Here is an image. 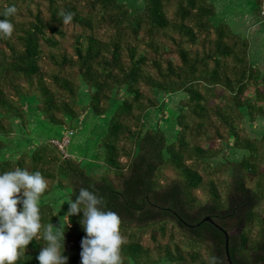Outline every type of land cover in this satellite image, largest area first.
Wrapping results in <instances>:
<instances>
[{"label": "trees", "instance_id": "trees-1", "mask_svg": "<svg viewBox=\"0 0 264 264\" xmlns=\"http://www.w3.org/2000/svg\"><path fill=\"white\" fill-rule=\"evenodd\" d=\"M132 1L136 13L126 0H0L14 24L0 36V172L43 174L45 226L68 222L55 199L102 196L121 218L122 264H229L225 234L231 264H264V138L247 130L264 117V75L249 41L216 0ZM251 2L260 19L264 0ZM87 114L106 129L76 140ZM68 134L63 151L51 143ZM82 216L65 226L67 264H81ZM42 247L17 264H39Z\"/></svg>", "mask_w": 264, "mask_h": 264}, {"label": "clouds", "instance_id": "clouds-1", "mask_svg": "<svg viewBox=\"0 0 264 264\" xmlns=\"http://www.w3.org/2000/svg\"><path fill=\"white\" fill-rule=\"evenodd\" d=\"M16 12L15 4H11L3 15ZM63 19L65 23L71 22L73 13H64ZM13 31L10 19H0V36H10ZM47 189L48 180L40 171L16 167L0 172V264H17L34 239L43 241L36 257L39 264H67L65 226L71 216L81 212L80 224L85 232L80 245L81 264H122L121 218L118 213L105 210L103 197L81 188L74 201L71 196L66 198L67 224L54 226L50 222L45 226L41 222L40 203Z\"/></svg>", "mask_w": 264, "mask_h": 264}, {"label": "rangeland", "instance_id": "rangeland-1", "mask_svg": "<svg viewBox=\"0 0 264 264\" xmlns=\"http://www.w3.org/2000/svg\"><path fill=\"white\" fill-rule=\"evenodd\" d=\"M125 1V0H124ZM129 1V6L131 8V11L133 13L138 12L141 7L139 8V6H135L133 1L131 3V0H126ZM241 0H216L217 3V15L216 18L219 19V21L223 22V23H227L230 27L231 30H233L234 32H237L238 34H240L243 37H248V34L250 32H257V28L252 25L251 26V21L248 22L249 20H247L248 14L247 12V8H246V3L243 2V5H239ZM264 10L262 12V15H260L262 18H264ZM256 29V31H255ZM250 31V32H249ZM256 41H260L261 39H258V35L256 34ZM255 39H253L254 41ZM250 59L251 61L255 62V64H259L261 62L260 59H263L264 56L262 54H264V39L261 42L260 45H258L256 47V49L254 50V54L252 53V51L250 52ZM256 58V59H255ZM261 67L264 66V62L263 64H259ZM178 102V96H175L172 98V101L169 103L168 102V108H173L176 106ZM154 121V119H153ZM151 121V119L149 120V122H153ZM94 120L92 118V116H89V114H87L85 117L81 118L78 121V129L75 132L76 134V140L79 138H82L81 133H84L85 130H91L94 131L95 134L97 133H101V131L103 132V130L105 131L106 129V125H93ZM167 126V125H166ZM258 128V127H257ZM264 129V128H263ZM261 129H258V131H260ZM14 137L12 138V149L18 151L21 149V147L23 148V146L26 145L27 140L30 138L31 135L29 134H22V135H13ZM64 139V138H63ZM67 139H69V137H67ZM74 137L70 140V143L73 141ZM53 141H51L52 143ZM15 151V152H16ZM228 158L229 159H237V157H234L233 154L229 153L228 154ZM217 161V160H214ZM57 200V208L58 210L60 209H65L66 208V201L64 199H55Z\"/></svg>", "mask_w": 264, "mask_h": 264}, {"label": "crops", "instance_id": "crops-1", "mask_svg": "<svg viewBox=\"0 0 264 264\" xmlns=\"http://www.w3.org/2000/svg\"><path fill=\"white\" fill-rule=\"evenodd\" d=\"M251 1L252 0H241L239 5H243L242 4L243 2L246 3V8H247L246 13L248 14V17H249L247 20H249L248 22L251 21V23H252L251 26L254 25L257 28V32H250L249 31L250 33L248 34V37H246L250 43V52L252 51V53L254 54V50L256 49V47L258 45H260L264 39V33L262 31L264 18H262V17L260 19L257 18ZM263 10H264V2H263V5L261 7V15H262ZM255 31H256V29H255ZM256 34L259 36L258 39H261L260 41H256V38H257ZM253 39H255V40L253 41ZM262 55L264 56V54H262ZM260 60H261V62L259 64H261V63L263 64L264 58L260 59ZM253 64L259 69L260 73L262 75H264V66L261 67L259 64H257V63L255 64V62H253ZM263 128H264V117L255 120L251 124V126H248L247 130H248V133L250 134L251 138L261 139V138H264V129ZM258 129H261V130L258 131ZM239 158H240V156L238 155L237 159H239Z\"/></svg>", "mask_w": 264, "mask_h": 264}, {"label": "built area", "instance_id": "built-area-1", "mask_svg": "<svg viewBox=\"0 0 264 264\" xmlns=\"http://www.w3.org/2000/svg\"><path fill=\"white\" fill-rule=\"evenodd\" d=\"M70 134L64 136L60 142L58 141H53L52 144L55 145L59 150L63 151L65 149V147L67 146L69 139H67V137H69Z\"/></svg>", "mask_w": 264, "mask_h": 264}, {"label": "water", "instance_id": "water-1", "mask_svg": "<svg viewBox=\"0 0 264 264\" xmlns=\"http://www.w3.org/2000/svg\"><path fill=\"white\" fill-rule=\"evenodd\" d=\"M204 221H207V222H210V219L209 218H205ZM225 237H226V246H225V249H226V256H227V262L229 264H231L230 262V258L228 257V251H227V245H228V235L225 234Z\"/></svg>", "mask_w": 264, "mask_h": 264}]
</instances>
